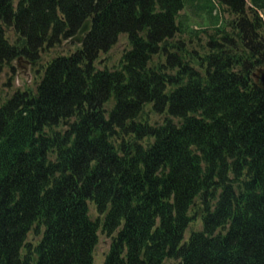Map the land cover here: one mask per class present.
Listing matches in <instances>:
<instances>
[{
	"label": "trees",
	"instance_id": "16d2710c",
	"mask_svg": "<svg viewBox=\"0 0 264 264\" xmlns=\"http://www.w3.org/2000/svg\"><path fill=\"white\" fill-rule=\"evenodd\" d=\"M87 19L0 102V264H264V0H0V67Z\"/></svg>",
	"mask_w": 264,
	"mask_h": 264
},
{
	"label": "rangeland",
	"instance_id": "374dc122",
	"mask_svg": "<svg viewBox=\"0 0 264 264\" xmlns=\"http://www.w3.org/2000/svg\"><path fill=\"white\" fill-rule=\"evenodd\" d=\"M249 5L247 3V9H249ZM189 6V7H188ZM188 6L182 10L180 13L183 16H186L188 14V20L191 22V24L194 27H198L199 24L205 19V17L202 18L203 15L199 14V11H196L195 8L188 4ZM220 11L222 13V19L224 20H230L233 18L230 12H227L224 10V8H218L216 12ZM198 13V14H197ZM208 21V20H206ZM209 22V21H208ZM205 27V26H204ZM79 31V30H78ZM13 34V31L10 32ZM15 37L11 35V39L13 40ZM179 38V36H177ZM205 36L203 37V40L205 41ZM63 45L65 47H55L51 50H47L46 52L41 53L40 61L39 63L33 64L31 60L28 58H25L24 56H19L18 58L14 59L11 62V65H3L0 67V102L4 101L6 96H9V94H13L17 90H25V89H32L35 90L37 84L40 82L42 77V71L37 72V69L39 67V64H44L48 60L52 59L54 56H56L59 53H65L66 50H75L79 44H76L74 42H63ZM126 41L125 38H121L118 43L111 49L109 54L101 56V58L105 57V60L109 57V64H113L116 61L120 59L121 54L126 48ZM21 58V60H19ZM13 66V67H11ZM198 228H201V226H197ZM30 239H33V233H30L29 235ZM110 246V240L109 238L105 236L100 237V241L97 247L96 255H95V264H103V261L105 259V255L109 249Z\"/></svg>",
	"mask_w": 264,
	"mask_h": 264
},
{
	"label": "water",
	"instance_id": "95a60500",
	"mask_svg": "<svg viewBox=\"0 0 264 264\" xmlns=\"http://www.w3.org/2000/svg\"><path fill=\"white\" fill-rule=\"evenodd\" d=\"M90 27H91V20L87 19L83 23V25L81 26V28L79 29L77 34L75 36H73L72 38H70L68 40V42H74V43L82 44V42L84 41V38H85V34L87 32H89ZM19 60H21V58H19ZM253 77L255 79V82L260 87L264 88V67L257 69L253 73Z\"/></svg>",
	"mask_w": 264,
	"mask_h": 264
}]
</instances>
